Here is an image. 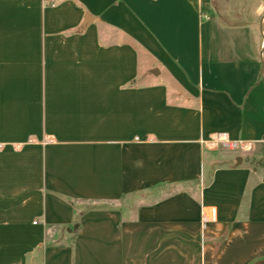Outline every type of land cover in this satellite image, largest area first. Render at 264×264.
<instances>
[{"label": "crops", "instance_id": "crops-1", "mask_svg": "<svg viewBox=\"0 0 264 264\" xmlns=\"http://www.w3.org/2000/svg\"><path fill=\"white\" fill-rule=\"evenodd\" d=\"M216 2L0 0V264H264L263 45L230 20L264 0Z\"/></svg>", "mask_w": 264, "mask_h": 264}, {"label": "rangeland", "instance_id": "rangeland-1", "mask_svg": "<svg viewBox=\"0 0 264 264\" xmlns=\"http://www.w3.org/2000/svg\"><path fill=\"white\" fill-rule=\"evenodd\" d=\"M255 0H217V8H222V3L228 5L230 12H240L244 13L248 7H250ZM261 12V11H260ZM260 14V13H259ZM264 15H259L258 17L250 20L248 16L242 14L240 17H234L230 20H237V22H249L252 28V38L257 46L262 43V50L259 53V74L262 79H264V21H262ZM145 64V63H144ZM145 66V65H144ZM221 149H219L220 151Z\"/></svg>", "mask_w": 264, "mask_h": 264}, {"label": "built area", "instance_id": "built-area-1", "mask_svg": "<svg viewBox=\"0 0 264 264\" xmlns=\"http://www.w3.org/2000/svg\"><path fill=\"white\" fill-rule=\"evenodd\" d=\"M219 143L223 144L224 146L235 148L237 145L240 146L241 149L245 150L246 144H243L242 142L236 143V142H229L225 134H217L211 137V145L217 146Z\"/></svg>", "mask_w": 264, "mask_h": 264}]
</instances>
